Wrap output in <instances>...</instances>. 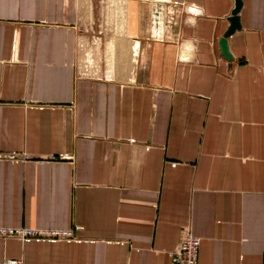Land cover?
I'll return each instance as SVG.
<instances>
[{"label":"crops","instance_id":"1","mask_svg":"<svg viewBox=\"0 0 264 264\" xmlns=\"http://www.w3.org/2000/svg\"><path fill=\"white\" fill-rule=\"evenodd\" d=\"M0 0V264H264V0ZM196 9L198 11H196Z\"/></svg>","mask_w":264,"mask_h":264},{"label":"built area","instance_id":"2","mask_svg":"<svg viewBox=\"0 0 264 264\" xmlns=\"http://www.w3.org/2000/svg\"><path fill=\"white\" fill-rule=\"evenodd\" d=\"M196 11H198L196 9ZM0 236H16L26 238L66 239L73 236L72 230L62 229H35V228H5L0 227ZM190 227H185L177 245L171 254L170 264H198L200 243ZM2 264H23L22 258H4Z\"/></svg>","mask_w":264,"mask_h":264},{"label":"water","instance_id":"3","mask_svg":"<svg viewBox=\"0 0 264 264\" xmlns=\"http://www.w3.org/2000/svg\"><path fill=\"white\" fill-rule=\"evenodd\" d=\"M240 6H241V1L235 0V9L232 12V15L228 18L230 25L226 30V32L224 33V35L218 39V46L220 48L219 53L227 60L232 59V54L230 53L228 48L227 38L229 37L230 34H232L240 27L238 16L236 15L237 12L239 11Z\"/></svg>","mask_w":264,"mask_h":264},{"label":"rangeland","instance_id":"4","mask_svg":"<svg viewBox=\"0 0 264 264\" xmlns=\"http://www.w3.org/2000/svg\"><path fill=\"white\" fill-rule=\"evenodd\" d=\"M102 1L106 0H93V26H94V32L90 30L87 35L90 37V40L93 39V37L96 35L97 37H101L102 39H105L106 35V28H105V22L104 17L102 13V7L105 5V3Z\"/></svg>","mask_w":264,"mask_h":264},{"label":"bare ground","instance_id":"5","mask_svg":"<svg viewBox=\"0 0 264 264\" xmlns=\"http://www.w3.org/2000/svg\"><path fill=\"white\" fill-rule=\"evenodd\" d=\"M192 232V231H191ZM196 237V236H195ZM198 238V237H197ZM199 239V238H198ZM200 240V239H199ZM199 243H200V241H199Z\"/></svg>","mask_w":264,"mask_h":264}]
</instances>
